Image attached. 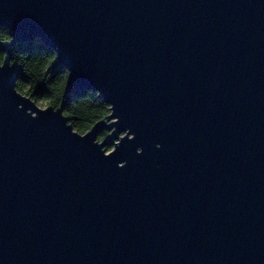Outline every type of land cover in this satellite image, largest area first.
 <instances>
[{
	"label": "water",
	"instance_id": "95a60500",
	"mask_svg": "<svg viewBox=\"0 0 264 264\" xmlns=\"http://www.w3.org/2000/svg\"><path fill=\"white\" fill-rule=\"evenodd\" d=\"M0 28V264H264V0H0ZM35 40L110 106L86 134L17 90Z\"/></svg>",
	"mask_w": 264,
	"mask_h": 264
},
{
	"label": "trees",
	"instance_id": "16d2710c",
	"mask_svg": "<svg viewBox=\"0 0 264 264\" xmlns=\"http://www.w3.org/2000/svg\"><path fill=\"white\" fill-rule=\"evenodd\" d=\"M0 39L11 41V33L0 28ZM5 54L0 52V64ZM16 69L17 90L34 101H44L48 106L62 107L74 130L86 134L96 123L110 114V106L90 90L67 93L68 71L57 60L56 51L39 40L18 44L12 53ZM107 132L100 135L103 141ZM113 147L107 146V151Z\"/></svg>",
	"mask_w": 264,
	"mask_h": 264
},
{
	"label": "rangeland",
	"instance_id": "374dc122",
	"mask_svg": "<svg viewBox=\"0 0 264 264\" xmlns=\"http://www.w3.org/2000/svg\"><path fill=\"white\" fill-rule=\"evenodd\" d=\"M35 103L41 109H45L46 107H48V105L44 101H37V102L35 101Z\"/></svg>",
	"mask_w": 264,
	"mask_h": 264
}]
</instances>
